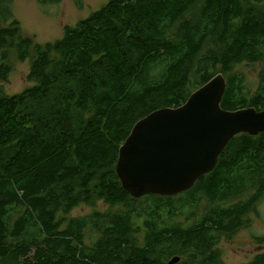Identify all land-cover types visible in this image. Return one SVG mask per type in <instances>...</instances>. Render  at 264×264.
Masks as SVG:
<instances>
[{
    "label": "trees",
    "instance_id": "1",
    "mask_svg": "<svg viewBox=\"0 0 264 264\" xmlns=\"http://www.w3.org/2000/svg\"><path fill=\"white\" fill-rule=\"evenodd\" d=\"M13 5L0 0V264H222L219 244L264 197V133L231 140L173 198L133 199L116 165L137 122L217 74L222 109L264 110V0H110L45 44ZM13 57L32 86L8 96ZM100 202L116 211L70 218Z\"/></svg>",
    "mask_w": 264,
    "mask_h": 264
},
{
    "label": "water",
    "instance_id": "2",
    "mask_svg": "<svg viewBox=\"0 0 264 264\" xmlns=\"http://www.w3.org/2000/svg\"><path fill=\"white\" fill-rule=\"evenodd\" d=\"M226 89L218 74L183 106L159 109L137 122L119 149L116 175L123 190L136 200L182 195L215 170L231 140L264 133V110L222 109Z\"/></svg>",
    "mask_w": 264,
    "mask_h": 264
},
{
    "label": "rangeland",
    "instance_id": "3",
    "mask_svg": "<svg viewBox=\"0 0 264 264\" xmlns=\"http://www.w3.org/2000/svg\"><path fill=\"white\" fill-rule=\"evenodd\" d=\"M79 8L73 0H61L55 5L40 6L37 0H14V17L20 22L22 34L31 37L36 43L45 44L60 39L65 26H75L80 20L90 16L110 0H80ZM12 73L4 85L8 96H15L30 88L28 82L29 61L19 62L11 59ZM241 72L253 81L256 72L249 68H242ZM116 211L110 209L104 202L93 207L80 206L76 208L70 218H80L94 212ZM262 239V242H259ZM221 253L222 264H246L257 254L264 252V197L249 215V223L241 228L231 239L223 240L218 248Z\"/></svg>",
    "mask_w": 264,
    "mask_h": 264
},
{
    "label": "flooded vegetation",
    "instance_id": "4",
    "mask_svg": "<svg viewBox=\"0 0 264 264\" xmlns=\"http://www.w3.org/2000/svg\"><path fill=\"white\" fill-rule=\"evenodd\" d=\"M105 213H108V212H105ZM102 214H104V213H102ZM72 218V217H71Z\"/></svg>",
    "mask_w": 264,
    "mask_h": 264
},
{
    "label": "bare ground",
    "instance_id": "5",
    "mask_svg": "<svg viewBox=\"0 0 264 264\" xmlns=\"http://www.w3.org/2000/svg\"><path fill=\"white\" fill-rule=\"evenodd\" d=\"M218 75V74H217ZM226 79V78H225ZM176 258H178V257H176Z\"/></svg>",
    "mask_w": 264,
    "mask_h": 264
}]
</instances>
